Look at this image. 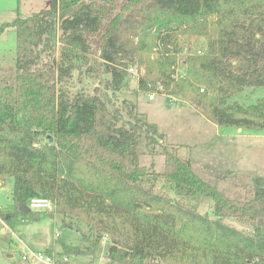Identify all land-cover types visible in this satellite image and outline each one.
Returning a JSON list of instances; mask_svg holds the SVG:
<instances>
[{
    "label": "trees",
    "instance_id": "16d2710c",
    "mask_svg": "<svg viewBox=\"0 0 264 264\" xmlns=\"http://www.w3.org/2000/svg\"><path fill=\"white\" fill-rule=\"evenodd\" d=\"M9 27L16 76L0 87V184L12 178L15 211L4 216L6 225L43 197L63 227H76L74 218L77 231L87 229L83 245H62L67 256L264 264V176L251 177V192L228 197L165 149L156 172L139 161L144 146L163 139L155 125L133 110L123 121L97 90L70 96L62 86L76 69L72 61L95 45L114 93L136 63L140 91L188 100L219 127L264 131V97L237 100L245 89L264 90V0H50L0 31ZM200 38L204 46L191 51L187 45ZM57 43L59 60L43 62ZM239 182L245 189V178ZM203 200L210 214L199 213Z\"/></svg>",
    "mask_w": 264,
    "mask_h": 264
},
{
    "label": "rangeland",
    "instance_id": "374dc122",
    "mask_svg": "<svg viewBox=\"0 0 264 264\" xmlns=\"http://www.w3.org/2000/svg\"><path fill=\"white\" fill-rule=\"evenodd\" d=\"M49 5L50 0H0V27L11 23L17 17H29ZM187 46H190L191 51H196L204 46V39H192ZM91 50V55H87L86 59L80 57L81 60L72 61L76 69L62 86L70 96L79 92L94 95L97 90L98 94L104 95L108 100L104 99L109 109L119 111L123 121H129L128 112L133 110V114L155 125L163 139L142 148L139 157L141 165L156 172L162 171L165 149L176 154L200 177L232 198H239L251 192V177L264 176V131H250L234 126L219 127L199 116L188 100L178 96L154 94L153 99L149 100V94L138 89V77L134 72L140 68L136 63L127 69H134L133 73L126 71L125 87L114 93L106 88L111 76L105 72L98 58L96 46L93 45ZM15 52L16 32L12 27L5 28L0 31V87L14 82ZM60 52L59 43L53 51L46 49L42 53L43 62H48L51 58L58 61ZM182 70V64L178 63L177 74H181ZM263 97L264 90L249 88L245 89L237 100L249 104ZM243 177L246 181L245 189L239 182ZM12 185V178L0 184V264H29L21 260L22 254L42 252L48 255H65L62 245L84 244L81 240L87 233L84 225L79 224L77 231V223L73 218L71 224L76 227H63V217L57 215L54 209L44 211L29 208L30 214L19 216L11 225H6L4 216L15 211L11 199ZM209 207L210 201L203 200L198 211L200 214H210ZM69 222L70 219L67 218L66 223ZM56 234H59V237H56ZM106 243L108 238L103 240V244ZM68 258L71 264H106L103 253H98L94 258Z\"/></svg>",
    "mask_w": 264,
    "mask_h": 264
},
{
    "label": "built area",
    "instance_id": "2783aa9c",
    "mask_svg": "<svg viewBox=\"0 0 264 264\" xmlns=\"http://www.w3.org/2000/svg\"><path fill=\"white\" fill-rule=\"evenodd\" d=\"M200 54V52H198ZM129 72L133 73L134 69H129ZM134 74H138L135 70ZM154 94L149 95V100L153 99ZM28 207L35 210L52 211L54 209L53 202L48 198L34 197L29 200ZM59 237V234H56ZM21 260L25 263L36 264L37 262L45 264H71L68 256L65 255H48L42 252H30L21 255Z\"/></svg>",
    "mask_w": 264,
    "mask_h": 264
},
{
    "label": "crops",
    "instance_id": "0c3cea01",
    "mask_svg": "<svg viewBox=\"0 0 264 264\" xmlns=\"http://www.w3.org/2000/svg\"><path fill=\"white\" fill-rule=\"evenodd\" d=\"M48 3V2H47ZM3 231V230H2Z\"/></svg>",
    "mask_w": 264,
    "mask_h": 264
}]
</instances>
